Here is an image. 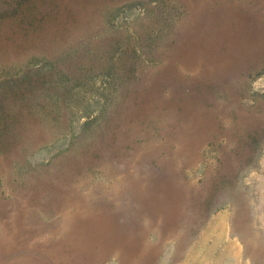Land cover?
I'll list each match as a JSON object with an SVG mask.
<instances>
[{"label": "rangeland", "instance_id": "1", "mask_svg": "<svg viewBox=\"0 0 264 264\" xmlns=\"http://www.w3.org/2000/svg\"><path fill=\"white\" fill-rule=\"evenodd\" d=\"M0 264H264V0H0Z\"/></svg>", "mask_w": 264, "mask_h": 264}, {"label": "trees", "instance_id": "2", "mask_svg": "<svg viewBox=\"0 0 264 264\" xmlns=\"http://www.w3.org/2000/svg\"><path fill=\"white\" fill-rule=\"evenodd\" d=\"M63 100V99H62ZM62 100H60V101H58L59 103L62 101ZM65 100V99H64ZM59 114H61V110H59L58 112H57V116L59 115ZM64 116V115H63Z\"/></svg>", "mask_w": 264, "mask_h": 264}, {"label": "bare ground", "instance_id": "3", "mask_svg": "<svg viewBox=\"0 0 264 264\" xmlns=\"http://www.w3.org/2000/svg\"><path fill=\"white\" fill-rule=\"evenodd\" d=\"M229 130V129H228ZM227 131V130H226Z\"/></svg>", "mask_w": 264, "mask_h": 264}]
</instances>
